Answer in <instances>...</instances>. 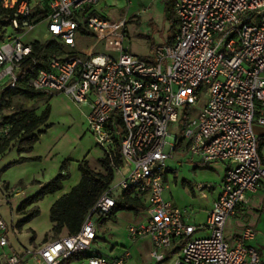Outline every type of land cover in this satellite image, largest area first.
Instances as JSON below:
<instances>
[{
    "label": "built area",
    "instance_id": "built-area-1",
    "mask_svg": "<svg viewBox=\"0 0 264 264\" xmlns=\"http://www.w3.org/2000/svg\"><path fill=\"white\" fill-rule=\"evenodd\" d=\"M125 1L128 6L111 17L97 11L107 0H0V17L16 33L0 45V88L63 94L76 106L90 105L89 130L115 173L80 231L44 244L34 258L62 264L82 255L80 264H129V249L116 257L94 251V218L112 213L127 195L148 213L143 224L129 226L127 235L133 242L148 238L156 262L178 254L173 264H264L250 245L254 228L246 227L233 243L225 236L248 196L264 191L255 132L257 125L264 126V0H172L178 33L172 42L155 46L148 59L125 48L130 0ZM40 23L47 24L50 40L64 53L23 78L33 53V43L23 38ZM89 37L94 43L87 53L78 46L80 38ZM178 123L181 135L170 128ZM3 132L8 135L10 127ZM175 153L198 159L197 166L205 168L226 165L221 193L204 224H192L189 211L166 200L168 162ZM212 189L197 186L202 193ZM199 232L205 236L195 238ZM7 245L0 219V248ZM22 261L17 253L0 255V264Z\"/></svg>",
    "mask_w": 264,
    "mask_h": 264
},
{
    "label": "crops",
    "instance_id": "crops-1",
    "mask_svg": "<svg viewBox=\"0 0 264 264\" xmlns=\"http://www.w3.org/2000/svg\"><path fill=\"white\" fill-rule=\"evenodd\" d=\"M136 1L137 0H130V9L128 12L129 19H132L133 14L134 16L138 15L137 10L131 13V5L136 6L138 3ZM162 4L160 5L162 6ZM169 4L173 5L172 0L170 3H167L165 7ZM172 10L173 9L168 10L165 8V12L167 14L169 13V18H172L171 16L176 17L174 10ZM131 19L128 25L130 34L129 47L132 48L134 42L137 41H144L150 46V38L145 36L142 32H139L140 26L134 24L132 22L134 20ZM82 39L93 40L90 37L80 38L79 43ZM93 43L87 48H79L89 53ZM154 47L155 46L151 44L152 50ZM133 55L141 59H148L150 57L149 54H141L140 52H133ZM5 90L7 89L0 88V99L10 101L11 97H3ZM19 97L21 98L23 96L17 95L12 98L16 101ZM31 103L30 109L36 106L37 109L35 112L37 116H41L47 110L49 111V119L46 123L49 127L46 129V132L41 135L31 151L19 152L18 145H15L16 141H13L10 147L3 154H0V219L6 226V237L7 234L12 232L11 238L9 239L7 237L8 245L4 249L0 248V253L5 252L6 254H13L17 253L18 249H22L24 255L22 256L23 261L21 264H29L30 259H34L37 264H42L39 260L34 258L33 252L44 244L69 234V230L64 228L58 237L54 235L53 229L55 223L51 220V210L57 201L71 193L72 190L81 183L83 177L81 165L87 163L89 170L96 176L104 177L107 172L101 163V161L105 159L104 152L98 146L96 138L89 130L87 115L91 109L90 105L76 107V105L74 106L72 102L60 94L52 96L45 95L39 99L32 100ZM11 109H14V107ZM3 113V115L12 114L10 112L6 113V111ZM3 130L4 128L0 130V134ZM255 132L259 136V154L264 164V126L257 125L255 127ZM65 161L69 162L68 172H70L72 179H74L72 184L68 185V181L70 180H66L63 183V189L61 191L46 196L42 201L29 204L21 210V206L26 200L40 193L43 186L57 176ZM225 171L226 165L223 164V178ZM221 184L219 185V191H216L213 186L211 194H203L202 196L204 203H206L204 209L201 210L203 222L221 193ZM35 210H39V213L30 218L32 212ZM145 211L138 215L135 223L128 225L127 231L129 226L140 225L145 222L148 213L146 218L140 220L142 214L146 213ZM118 214L119 213L116 215L117 221L113 222L114 224H112V221L101 223L104 225L107 224L108 227L115 228L119 221ZM197 214L198 213L195 214L194 219L198 216ZM262 217L264 218V191L249 195L247 203L241 206L238 213L233 217V222L239 229L250 226L258 230ZM99 221H101V219ZM146 240L149 239L144 238L137 242H133L129 238L127 239L132 245ZM40 243L41 245H39ZM117 248L121 249V251L116 256H119L125 249H129L131 252V248L127 247L126 244H123L122 247L119 248V242L112 245L110 251L115 252ZM150 248V250H152L151 241ZM75 258L76 256L66 260L62 264H70ZM78 260H80V257H78Z\"/></svg>",
    "mask_w": 264,
    "mask_h": 264
},
{
    "label": "rangeland",
    "instance_id": "rangeland-1",
    "mask_svg": "<svg viewBox=\"0 0 264 264\" xmlns=\"http://www.w3.org/2000/svg\"><path fill=\"white\" fill-rule=\"evenodd\" d=\"M163 1V2H162ZM169 1V2H168ZM136 6L131 5V13L137 10L138 15L132 16L131 20L134 24L140 26L139 32H142L145 36L150 38V46L144 41L134 42L132 48L129 47L130 40L125 44V48H127L130 53L140 52L141 54H149L151 56L152 49L151 44L154 46L166 44L170 41H173V38L178 33V25L169 18V13L165 12L166 9H173V5L169 4L167 7L166 4L170 3L171 0H137ZM163 4H162V3ZM162 4V6L160 5ZM128 6L125 0H107V3H102L97 11L105 10L111 17H117L118 14ZM107 7H111L108 10ZM173 11V10H172ZM176 18V17H175ZM129 19V20H130ZM177 19V18H176ZM7 20L4 17H0V45L3 42V37L16 34L10 24H7ZM130 24V23H129ZM145 39V38H144ZM50 40V37L47 33V24L40 23L36 26L34 31L29 33L25 38H23L24 43L26 44H34L40 43L45 44ZM93 43L91 39H82L79 43L78 47H89ZM136 45V46H134ZM151 49V50H150ZM98 52H103L104 48L99 46L97 49ZM5 83V82H4ZM2 95V93H1ZM67 98L65 95L60 94ZM70 102L71 100L67 98ZM32 101L23 97H19L16 101L13 98H10V101L6 99H0V115H3L4 111L14 113L20 108L27 110L29 112L36 113V106L31 107ZM75 106V104L72 102ZM87 106V105H86ZM14 107V109H11ZM78 107V106H76ZM85 107V106H83ZM1 118V117H0ZM172 131L176 132L178 135L183 133V126L181 123H178L177 126L173 124L170 125ZM3 128H0L2 130ZM8 135L4 132L0 134V140ZM102 150V149H101ZM103 151V150H102ZM187 156L181 155L179 153H175V158L171 159L168 162V174H167V183L169 186V190L166 193V200L172 201L175 205H177L181 210L189 211L191 214L190 222L195 225L204 224L206 219L202 220L203 215L201 214V210L204 209L205 204L202 196L203 194L209 195L211 191L204 190L203 193L197 190V186L199 184L212 185L215 187L216 191H219V185L221 184V180L223 178V164H209L206 168L202 166H197L198 159L194 161H190ZM70 174V172H69ZM176 177V178H175ZM118 178V176H117ZM70 180V181H68ZM74 179H72V175H70L68 181V185L72 184ZM194 194H193V192ZM121 202V201H120ZM146 213L142 214V219L147 217ZM198 213L196 219H194L195 214ZM118 217V225L116 227H108L107 224L104 225L101 221L98 220L97 217L94 218V221L98 227V238L94 243V251L97 250L100 253L115 257L121 251L118 249L115 252L110 251L112 245H115L116 242H119V248L122 247L123 244H126L127 247L131 248L132 258L129 264H173V262L178 257V254H168L167 258L163 262H156L152 259L150 253V241L146 240L144 242H138L136 245H132L127 241L129 237H127V227L131 223H135L138 215L133 211H121L119 212ZM114 221H112V224ZM260 228L256 230V239L250 243L254 249L264 257V218L262 217L260 221ZM28 224V223H27ZM103 224V225H102ZM246 227L241 229L237 228L233 222V218H231L228 222L225 236L230 243H233L234 238L242 233V231ZM11 229V228H10ZM10 232L7 234V237L10 239L12 234ZM204 232H199L195 235V238L204 237ZM130 239V238H129ZM131 240V239H130ZM42 243V242H41ZM41 243L39 245H41ZM132 246V247H131ZM96 251V252H97ZM2 252L0 253V255ZM17 254L19 256H23L24 253L22 249L17 250ZM92 254V251L89 253ZM78 257H82V255L76 256L74 260L70 262V264H80ZM29 264H37L34 259L29 260Z\"/></svg>",
    "mask_w": 264,
    "mask_h": 264
},
{
    "label": "trees",
    "instance_id": "trees-1",
    "mask_svg": "<svg viewBox=\"0 0 264 264\" xmlns=\"http://www.w3.org/2000/svg\"><path fill=\"white\" fill-rule=\"evenodd\" d=\"M3 11L0 9V15ZM176 26L178 20L171 16ZM176 37V35H175ZM173 38V40L175 39ZM172 42V41H170ZM33 53L31 58L24 64L22 69V77L28 78L36 75L41 69L48 68V59L54 55H61L64 52L62 45L54 41H48L45 44L34 43ZM23 96L29 100L39 99L45 94L37 93L30 90H10L4 91V98L13 96ZM49 119V111H45L41 116H37L34 112H29L20 108L10 115H1L0 128L10 127V132L7 137L0 140V154H3L11 145L13 141H16L15 145H18L19 152H29L37 143L41 135L46 132L49 127L46 123ZM118 126L123 127L122 121L118 119ZM260 152V148L258 147ZM102 165L106 169V176L100 177L93 174L87 163L81 165V172L83 174L81 183L75 187L71 193L62 197L51 210V220L55 223L53 229L54 235L58 237L64 228L69 230V234H76L80 231L81 226L87 216V214L93 208L95 202L99 196L109 187L114 180V169L110 165L107 159L101 161ZM68 161H65L60 169V172L55 178L46 183L41 189L40 193L36 196L26 200L21 210L27 205L42 201L46 196L53 195L63 189V183L69 179L70 174L68 172ZM116 164H120L119 149H117ZM117 207L112 213L105 215L101 218V222L117 221L116 215L121 211H133L136 215L145 211V207L140 204L138 200L130 199L127 195H124L120 200ZM39 210L32 212L31 217L36 216Z\"/></svg>",
    "mask_w": 264,
    "mask_h": 264
}]
</instances>
